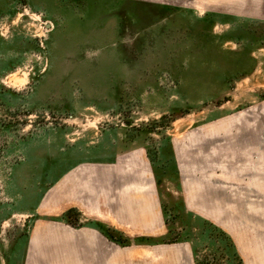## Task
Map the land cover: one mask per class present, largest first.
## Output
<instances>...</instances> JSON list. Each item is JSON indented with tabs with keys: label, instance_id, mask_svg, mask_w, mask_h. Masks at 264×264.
<instances>
[{
	"label": "rangeland",
	"instance_id": "1",
	"mask_svg": "<svg viewBox=\"0 0 264 264\" xmlns=\"http://www.w3.org/2000/svg\"><path fill=\"white\" fill-rule=\"evenodd\" d=\"M215 1L0 0V264H20L33 211L65 171L133 152L161 196L166 234L153 241L189 240L200 264H239L230 235L240 263L254 259L245 240L258 242L257 229L223 197L240 193L225 177L238 152L226 127L257 128L264 108V22L223 17L208 10ZM212 152L226 187L210 204ZM186 183L205 194L194 213Z\"/></svg>",
	"mask_w": 264,
	"mask_h": 264
},
{
	"label": "crops",
	"instance_id": "2",
	"mask_svg": "<svg viewBox=\"0 0 264 264\" xmlns=\"http://www.w3.org/2000/svg\"><path fill=\"white\" fill-rule=\"evenodd\" d=\"M210 7L208 10L223 17L264 22V0H216ZM259 50L264 51V47ZM250 116L254 115L247 118ZM256 117L257 128L246 119L240 131L226 127L232 146L228 148L238 152L236 157L225 159V177L231 188L240 190L239 194L225 192L223 197L226 186L218 184L217 153L212 152L209 161L203 160L211 167L208 187L204 188L209 192L210 204L222 195L225 209H241L244 216L247 214L249 226L257 229L258 242L245 240L254 259L244 264H264V108L257 109ZM217 137L211 134L205 141L212 145ZM216 145L220 147H214L215 151L223 148L222 144ZM249 150L255 158H250ZM186 185L184 209L194 213L191 209H200L199 201L205 194L201 187L193 186L191 190ZM33 212L38 216L25 239L20 264H195V245L191 241H153L166 234L163 205L153 166L137 152L74 165L47 189L39 209ZM74 214L80 223L71 221ZM229 237L235 246L231 248V260L236 254L241 264L242 246Z\"/></svg>",
	"mask_w": 264,
	"mask_h": 264
},
{
	"label": "trees",
	"instance_id": "3",
	"mask_svg": "<svg viewBox=\"0 0 264 264\" xmlns=\"http://www.w3.org/2000/svg\"><path fill=\"white\" fill-rule=\"evenodd\" d=\"M68 215V214H67ZM206 223V222H205ZM213 227H212V230L213 231H215V232H217L218 234H220L221 233V235H226V236H228L223 230H221L219 227H217V226H215V225H213V224H211ZM122 243H126L127 241H125V240H122L121 241ZM195 264H200L199 263V260H198V257H197V254H196V250H195Z\"/></svg>",
	"mask_w": 264,
	"mask_h": 264
}]
</instances>
